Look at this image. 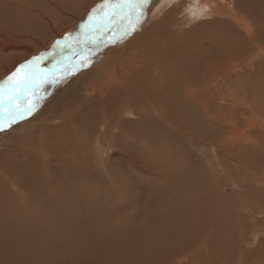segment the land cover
Listing matches in <instances>:
<instances>
[{"label":"rangeland","instance_id":"rangeland-1","mask_svg":"<svg viewBox=\"0 0 264 264\" xmlns=\"http://www.w3.org/2000/svg\"><path fill=\"white\" fill-rule=\"evenodd\" d=\"M88 1L89 0H84L83 4H87ZM106 2L107 0L99 1L91 6L86 14L85 12L81 13L84 17L88 16V19L83 23L80 21V23H77L76 26L70 29L67 28L66 34L62 36L64 38H56V41L64 40V43L61 44L64 46L77 42L76 36L83 33L82 28L85 29L84 25L89 23V17H92L94 13L95 18L101 17V13L104 12L100 10V6ZM153 2V0H150L147 8L153 5ZM161 2L162 0H160L156 6L160 5ZM255 2L257 5L255 10L257 16L255 19L258 22L256 23L259 32V34L258 32L257 34L258 37L262 38L259 44L250 45L251 42L245 33H237L234 37L232 36L233 38L230 40L231 43L234 41L236 43H242V47L245 48L239 53L238 57H229L227 54L218 53V48H226L230 45L221 38L224 35L223 33L225 32L228 35L229 32L227 30L233 29L232 27L229 28V26H225V23H220L221 20H224V17L219 15V11H221V9H226L227 12L235 14L236 9L243 4L245 5L244 0H220L218 4H214L212 9L207 10L205 14H201L199 19L194 15L195 17L192 21L188 18L190 14L184 12V10L181 13L177 11L171 15L170 11L174 5L172 2L167 7L163 8L154 18L150 16L149 9H147L145 18L139 21L141 25L134 28V33L129 38L125 39L127 43L121 46L127 45L145 32H152L158 28L162 29L174 45L189 41L193 34V30L189 36H186L184 32L190 29H194L197 40L203 38L209 39L212 37L215 43L210 41V44H206L203 40L201 41L206 47L204 52H199L196 47L193 46L189 52L184 53L186 60L189 61L194 59L204 66L208 59L209 62L213 60H219L221 62L219 69L216 70L214 74L208 77L205 74L203 79H199V85H203L207 88V95L201 92L198 94L199 99L205 102L207 106L209 105L208 111L210 113L209 115L212 117L210 120H205L197 111L190 109L189 106L186 107L190 109V116L189 119L187 118V120H184L185 123L183 121H181L182 123L180 121L177 123V120H175V123H173L174 121L164 122L162 119L155 116H152V119H148L145 114L146 112L134 117V112H132L131 115L128 114L129 110L125 109V114L127 113V118L126 116L124 117L125 123H123L125 127L123 129L121 127L120 130L118 129L112 132V130L107 127L108 123L106 119L101 116L100 112H96V104H94L93 108L90 106V109H93L92 113L94 119H92V121H94L87 122L89 126L87 124L79 125L77 129H72L62 122L61 117L64 115L63 108L72 105L70 103V97L72 94L76 93L78 88L75 86L72 88L67 87V84L70 81H74V78L76 79L83 73L87 74L93 71L92 68L94 65H98L102 62L103 56H98L97 59H91L89 61L82 60L83 58L79 57L76 60L77 62L73 61L71 63L69 60L71 61L74 58L73 56H75L72 55L60 60L56 64L51 65V63L49 67L41 69L42 72L48 76V83H51V86L57 83L60 77L64 79L61 80L63 84L65 83V86L60 87L61 84L59 83L60 86L58 87V91L51 96V100L53 101L49 100L51 103H53L56 98L62 101L61 104L57 106L58 110L56 111L55 109L51 113L50 108H48L45 111L47 113H41L44 111L43 108H46V105H48V103H46V105H44L45 107L42 108L43 111L38 109L37 111L39 112H35L39 113V120H34V116L38 115L35 113L33 114L34 116H28L29 118H33L30 120L27 116L23 115L22 120H19V123L16 125L18 127H13L14 125H11L13 128L10 132L2 133L0 142L4 143L3 140L6 138L12 140L15 136L17 138H23L25 146L23 141L19 144V138H16L17 140L14 138L15 141L13 144L8 143L10 144L9 148H15L17 152L14 162L16 161L15 163L21 164L28 163L29 157L36 154V149L39 151L40 147L44 146V141L49 144L46 148H49V153L52 155L53 159H51V165L50 163L46 165L45 172L51 175V177L49 176L51 185L48 186L49 188L45 189V193L51 198L59 200L61 204L67 207L66 209L69 213H67V215H60L62 217L65 216L61 222L63 221L65 224L64 228L65 231H67L65 233L66 238H64V236H61L60 240L57 238L58 231L54 228L56 225L53 223L51 225L52 229L50 230L52 235L49 234L46 239V242L51 241L48 242L51 245L47 246V248H44V246H37L39 248L41 247V249L43 248V255L53 258L52 262H59L60 260L65 261V264H264V0H255ZM252 4L253 0H251V5ZM54 6V0H0V30L2 29L0 31V60L4 59L7 56L6 54H8L9 57L15 56L14 58L21 60L25 58L29 52L35 53L23 59L17 64L18 66L11 68V71L8 73L4 74L7 67H5L4 70L1 69L0 72L3 73L2 75L0 74V83L16 72L20 65L33 58H37L36 56L39 54L42 55V59L47 57L48 54L50 55L51 52L45 54L44 51L38 52L37 48H32L34 50L31 49V51L26 53H24V49L17 48L18 44L33 45L34 42H36L31 36L32 30L35 29L36 25L44 23V18L48 13L54 10ZM63 10L69 13L67 9ZM79 10L81 11V7L78 9V13H80ZM55 11L60 12L58 9ZM246 21L248 26L249 18L244 17V24ZM126 25L127 21L121 26H118L115 31L113 29L110 30L124 33ZM45 27L50 28L47 24ZM76 30H81L82 33H79L80 31L75 33ZM217 30L218 32H214ZM244 30L246 31V28ZM72 32L75 33V36L72 35V37H70L69 35ZM6 34L9 36L8 38H5L7 37ZM43 36L44 38L47 36V33L44 35V31ZM15 41L18 43H15ZM56 41H53V46L55 45L56 47H54L52 52L59 49ZM214 44L217 46L215 47ZM1 46L3 47L1 48ZM96 47L99 48L100 45ZM14 50H17L21 55ZM77 54L79 55L80 53ZM55 61L56 60H54V62ZM80 62H82V64L85 63L82 68ZM74 66L76 67L74 68ZM77 68H79V70L76 71ZM189 69L190 67L187 70ZM72 74L74 76H72ZM53 76L55 77V82H51ZM68 76L71 78L68 79ZM217 81L222 83L221 87H219V84L215 83ZM180 85L185 86L183 83H180ZM101 86L104 88L103 83H101ZM67 89L69 90L66 91ZM98 89L97 86V91ZM63 91L66 93L64 92V94ZM61 92L63 94H61ZM178 93L181 94L179 91ZM221 93L224 94L222 99H220ZM64 100L67 103H65ZM21 103L22 102L19 101L17 102L18 105ZM160 109L163 111L164 115L175 113L174 110L170 108L167 109L165 106H161ZM61 111H63L62 114H60ZM48 112L52 114V116L50 115L48 117ZM6 113L7 110L0 112V116H5ZM40 114L42 117H40ZM59 115L61 116L59 117ZM120 117L121 115H115V119H119ZM132 120L134 122H132ZM137 121L140 122V124ZM155 123H157V125H155ZM40 124L46 125L48 129H43V126ZM5 125L8 127L7 124ZM63 125L65 126L63 127ZM59 126L61 127L59 128ZM90 126L92 127L89 131ZM156 126L157 128H155ZM55 127L58 128L56 129ZM141 127L143 131L140 130ZM144 127L148 129V131L144 130ZM37 128L38 130L36 131ZM40 129H42L44 136L40 139L38 138V141L34 136L37 135ZM55 129L57 131H55ZM134 129L137 134H134ZM157 129L160 130L158 131ZM93 130L95 131L93 132ZM33 131L35 132L33 133ZM155 131H157V135L159 134L160 136H154L153 133L155 134ZM12 132L13 134L11 135ZM89 132L92 133L89 134ZM111 132L115 137V139L111 141L112 145L105 139V136L112 134ZM139 132L140 135L138 134ZM142 132L145 134L142 135ZM148 132H153L151 133L152 136ZM198 134L200 135L198 136ZM58 135H60V137ZM93 136L97 137V141L101 140L103 145H95ZM196 136L200 139H197ZM100 138H103L104 141ZM140 138L143 140L141 141ZM47 139L49 140L47 141ZM89 139L91 140L89 141ZM26 143H28V145ZM113 147L117 149L114 151ZM145 149H147L148 152ZM20 153H22V155ZM120 153L124 154L123 158H126V161H121L118 155H116ZM10 157L9 154L2 152L0 149V162L6 163L7 160H10ZM25 157L28 158L26 159ZM137 158L141 162H139ZM185 158L188 159L186 162ZM74 159L77 160L78 163L75 162V164H73L75 161ZM36 161L38 162V166L40 164L43 165L42 159L36 157ZM145 165H147L148 171L141 175L139 169H143ZM38 166L34 168H38ZM66 169L69 170L67 171ZM29 175L31 176L30 173H28V176ZM86 178L96 180L95 184L89 187V189L85 180ZM186 178L188 180L186 181L187 184L185 183L184 186L179 181ZM59 182H62V184ZM84 182L85 184H83ZM169 183H172V187L168 186ZM176 187L177 189L175 190ZM184 188L194 190L191 192L193 196L190 194V197L193 198L195 196L193 198L195 202L190 197H186V199L189 198L188 201L185 200L182 204L178 203L174 206L173 204L179 197L178 194L181 193ZM81 189L87 191L88 195L82 198L81 202L77 201L79 202L78 205H81V207L78 208L79 206L74 204V200H70L69 193L70 191L73 192L74 190ZM253 191H256L255 193L257 195L253 193ZM10 193L19 199V203L25 204L24 194L16 192L15 187L11 186ZM201 193H205L204 196ZM72 194L75 199H79L77 193ZM199 196L200 199L202 197L203 202H200V199L197 198ZM205 200L206 203H204ZM76 206L78 207L75 210ZM196 206L200 207V209L196 208ZM209 207L211 209H209ZM195 208L196 210L198 209L197 213H194L195 210L192 211ZM206 208L209 211L208 213L205 211ZM77 212H79V214H77ZM184 212L187 216L184 215ZM73 214L76 216L74 217ZM195 214H197L196 217H193ZM209 214L214 219L212 218L211 220ZM207 215L209 217H207ZM199 217L201 221H205V226L208 225L207 228L204 226L200 228L201 226L197 224L195 220H198ZM193 224L194 226H192ZM204 231L206 232L204 233ZM54 233H56V240L58 239L57 241L60 246H57L55 242H53L55 240ZM92 245L94 247L89 251L90 247L88 246ZM46 249H57L56 255L50 256L51 253L45 254V251H47Z\"/></svg>","mask_w":264,"mask_h":264},{"label":"bare ground","instance_id":"bare-ground-1","mask_svg":"<svg viewBox=\"0 0 264 264\" xmlns=\"http://www.w3.org/2000/svg\"><path fill=\"white\" fill-rule=\"evenodd\" d=\"M99 1H103V0H89L87 4H83L84 0H54V4H55L54 10L52 12L48 13V15L44 18L45 20L42 19V20H44L43 24L40 23V24L36 25L35 29L32 30L31 36H32L33 40L35 39L36 42H34L33 45H29V44L28 45H20V44H18L17 49H24L25 50L24 53L31 51L32 48H37L38 52L44 51L45 54L51 52L50 55L48 54L47 57H45L44 59H41L39 61L38 68L40 70L45 68V67H49V65L51 63H52L51 65L56 64L60 60L67 58V57H70L72 55H75V56H73L74 58L71 61L69 60V62H71V63L73 61H76L79 57H82L83 58L82 60L89 61L91 59H93V60L97 59L98 56H101V55L103 56L102 62L98 65H94V67L92 68L93 71H91L87 74L81 73L82 75L77 77L76 79L74 78L73 79L74 81H70L68 84L66 83L67 87L72 88L73 86H75L78 89H77V91L75 89L76 93L72 94L70 97V103L72 105L65 106V108H63L64 115L61 117L62 122L65 125H68L72 129L73 128L77 129V127L79 125H86L87 122H89V121L93 122L94 121V120L92 121V119H94L93 113H92L93 109L91 110L90 106L93 108L94 104H96V112H100L101 116L106 119V122L109 125V126L107 125V127H109L112 130V132H115L118 129L120 130L121 127H122V129L125 127V124H123V123H125L124 117L127 114V113L125 114V109L129 110L128 114L132 115V112H134V114H133L134 117L139 116L141 113L146 112L145 114H146V117H148V119H150L152 116L153 117L155 116L159 119H162L164 122L165 121L166 122L174 121L173 123H175V120H177L176 121L177 123L179 121L180 122L183 121L185 123L184 120H187V118L189 119V116H190L189 110L192 109L194 111H197L198 114L201 117H203L205 120L206 119L210 120L212 117L209 115L210 114L208 111L209 105L207 106V104H205V102H202L199 99V94H198L199 92H201V93H204V95H207V88L203 85H199V79H203L205 74L207 77L214 74V72L219 69L221 62L219 60H213V61L209 62L208 61L209 59H208L205 62V66H204L203 64H201L197 60L193 59V60L188 61L185 59L184 53L189 52L193 46H195L199 52H204V49L206 50L205 45H203L201 42L202 40L206 44H210V41L215 43L213 41L212 37L209 39L203 38L201 40H197L195 37V34H194V29H190V30L185 31L184 34L186 36H189V34L193 30V34L191 36V39L187 42L184 41L181 43H177L178 45H174L173 42L169 40L170 38L162 31V29L158 28L152 32H145V33L141 34L137 39H135L132 42L128 43L127 45L121 47L122 44L127 43V40H125V39L129 38L134 33V30L130 31L127 35H125L121 31L114 32L118 26H121L123 24V23H121L122 17L117 16L114 20H111V21H108L107 19L101 20V17L104 15V13H101V17L95 18L93 20L92 25L94 27L92 29V36H86L85 35L86 29L82 28L83 33L81 32V30H79L80 32L77 31L78 30L77 29L75 31V33H78V32L82 33V34H79L76 36L77 42H73V44H71V45L69 44L68 46H64V45H61L62 43H64V40H60L61 44L59 46V49L57 51L52 52L54 50V47H56L55 45L53 46V41L54 40L56 41V38L57 39H63L64 37H62V36H64V34H66L67 28L70 29L73 26H76V24L80 23V21L82 23L84 21H86L88 19V16L84 17V15L81 13L85 12V14H86L87 11L89 10V8H91V6L95 5ZM111 1L115 2V0H111ZM153 1H154L153 5H151L150 7L147 8V6H145V8L143 10L144 16H143V18L140 19V21L145 18L147 9H149L150 16H152V18H154V17H156V15L159 12H161V10L163 8L167 7L171 2L174 3V5L170 11L171 15H173L177 11L179 13H181L184 10V12L190 14V16L188 18L190 21H192L195 17L194 15H196V17L199 19L201 14H203V13L205 14L207 10L212 9L214 7V4H218L220 0H162L161 4L158 6H156V5L160 2V0H153ZM108 2H109V0H107L106 3H108ZM244 2H245V5L243 4L241 7L236 9L235 14H231V13L227 12L226 9H221V11H219V13H220L219 15L224 17V20H221L220 23H222V24L225 23V26H229V28H231V27L233 28V29L227 30L229 32L228 35L225 32L223 33L224 35L221 38H223V40L228 42L230 45L226 48L224 46H223L224 48H218L217 47L218 53H220V54H227L229 57H238L239 53L245 49L242 47V43H236L235 41L231 43L230 40L237 33H243V34L245 33L247 35L249 41L251 42L250 45L251 44H259V42L261 41L262 37L261 38L258 37V34H259L258 29H257V23L258 22L255 19V17L257 16L256 15L257 12L255 11L256 7H257L256 2H255V0H253L252 5H251V0H244ZM62 5H63V7H62ZM79 7H81V11L79 10L80 13H78ZM235 8H237V7H235ZM56 9L60 10V12H56L55 11ZM63 9H67L69 11V13H67ZM232 12H234V11H232ZM66 15H68V16H66ZM69 17H71V18H69ZM244 17L249 18V25L248 26H247V21L245 22V24L243 22ZM46 24L50 28L45 27ZM139 25H141L140 22L137 23L134 26V28H136ZM84 27H85V25H84ZM245 28H246V31L244 30ZM110 29H113L114 31L113 30L111 31ZM43 31H44V35L47 33L46 38H44V36H43ZM214 32H218V30L214 31ZM257 32H258V34H257ZM75 33L72 32L69 36L70 37H72V35L75 36ZM1 36H3V35H1ZM4 36H5V34H4ZM8 37L9 36L7 35V37H5V38H8ZM93 37H94V40H93ZM204 39H205V41H204ZM12 40H11V42H12ZM30 40H32V39H30ZM57 41H56V43H57ZM75 41H76V39H75ZM263 41H264V38H263ZM16 42L17 41H15V43ZM6 43H8V42H6ZM32 43H33V41H32ZM97 45H100V47L97 48L96 47ZM48 46H49V48H48ZM216 46L217 45H215V47ZM2 47L3 46H1V48ZM253 48H254V45H253ZM9 49H11V48H9ZM24 50H22V51H24ZM32 50H34V49H32ZM14 51H17V50H14ZM8 53H9V51H8ZM77 53H80V54L78 55ZM34 54H35L34 52H29V54L25 58L30 57L31 55H34ZM6 55H7L5 57L6 59L4 58V59L0 60V70L1 69L4 70V68L7 67L4 74L11 71L10 70L11 68L18 66L17 64H19L23 59H25V58H22L21 60H18V58H14L15 56L9 57L8 54H6ZM41 56L42 55L39 54L36 57H41ZM7 57H8V59H7ZM0 58H1V56H0ZM2 58H3V56H2ZM54 60H56V61L54 62ZM80 63L82 65L81 66V68H82L85 63L84 64H82V62H80ZM76 66H74V68ZM29 67H32V66H29ZM189 67H190V69H189L190 71L187 70ZM79 68H77L76 71L79 70ZM111 69H114V70H111ZM27 70L28 69H25V71H27ZM2 73L0 72L1 75H2ZM85 73H86V71H85ZM72 76H74V75L72 74ZM69 78H71V77L68 76V79ZM59 79L60 80H58V82L54 83L52 86H51V83H46V84H43L41 87H37L35 89V97H31L29 100V103L36 102V97H43V99L39 100L36 108L30 114H25V116L28 117V116L33 115L38 109L42 110V108L45 107L44 105H46V103H48V105H46V108H43L44 111L42 110L43 112H41V113H43V114L47 113L45 111L48 108H50L51 113L55 109H56V111L58 110L57 106H59L62 101H60L59 98H56V100L53 103H51L49 100H51L52 99L51 96L56 91H58V87L60 86V84H61L60 87L65 86V83L63 84V81L61 80V79H63V77H60ZM101 83H103L104 88H102ZM180 83H183L185 86L180 85ZM215 83L219 84V87H221V85H222V83L219 81H217ZM97 86L99 88L98 91H97ZM68 90L69 89H67L66 91H68ZM82 90H84V91H82ZM178 91L181 94H179ZM64 92L65 91H63V93ZM63 93L61 92V94H63ZM223 96H224V94L221 93L220 99H222ZM51 101H53V100H51ZM64 102H65V100H64ZM65 103H67V102H65ZM114 103H115V106H114ZM65 105H67V104H65ZM161 106H165V108H167V109L170 108V109L174 110L175 113L164 115L163 111H161V109H160ZM186 106L187 107L189 106L190 109L187 108ZM100 108H101V110H100ZM37 112H39V111H37ZM62 112L63 111H61V113L60 112L59 113L62 114ZM35 114H38V115L37 116L33 115L35 117L34 120H39L40 119L39 113H35ZM56 114H58V113H56ZM116 114L121 115V117L119 119H115ZM50 115L52 116V114L49 113L48 117ZM60 116L61 115H59V117ZM40 117H42V115ZM22 118L15 121L14 124L12 123V125H14L13 127H18L16 125L19 123V120H22ZM31 118H29V120ZM126 118H127V116H126ZM45 119H49V118H45ZM50 122H51V120H50ZM132 122H134V121L132 120ZM164 122H163V124H164ZM138 123L140 124V122H138ZM152 123H153V121H152ZM152 123H151V125H152ZM101 124H102V122H101ZM103 124H104V122H103ZM132 124H135V123H132ZM65 125H63V127ZM87 125L89 126V124H87ZM155 125H157V123H155ZM160 125H159V127H160ZM41 126H43V129L44 128L48 129V128H46V125H44V124ZM13 127L9 128V127H6V125H5L4 130L0 131L1 132L0 136L4 132L5 133L10 132ZM60 127L61 126H59V128ZM91 127L92 126H90L89 131L91 130ZM153 127H154V124H153ZM32 128H34V127H32ZM148 128H150V127H148ZM155 128H157V126ZM56 129H55V131H57ZM125 129H124V131H125ZM37 130H38V128L36 129V131ZM49 130H52V129H49ZM80 130H82V129H80ZM87 130H88V128H87ZM140 130H142V127ZM144 130L148 131V129H145V127H144ZM151 130H152V127H151ZM21 131H23V130H21ZM24 131H25V129H24ZM94 131L95 130H93V132ZM132 131H133V129H132ZM161 131H162V129H161ZM13 132L11 133V135L13 134ZM34 132L35 131H33V133ZM135 132L136 131L134 129V134H137V132L136 133ZM140 132L138 133L139 135H140ZM155 132H156L155 134L153 132H151V133H153V135L156 136L157 131H155ZM90 133H92V132H89V134ZM108 133H110V132H108ZM148 133H150V132H148ZM141 134L144 135L145 133L143 134V132H142ZM194 134H195V131H194ZM91 135H93V134H91ZM121 135H122V133H121ZM199 135L200 134H198V136ZM29 136H27V137H29ZM31 136H33V135H31ZM42 136H44V134L42 133V129H40L38 131L37 135L34 137H36L37 140L39 141V139ZM58 136L60 137V135H58ZM132 136H133V134H132ZM151 136H152V134H151ZM157 136H160V135L158 134ZM198 136H196V138L200 139ZM7 137H8V135H7ZM11 137H13V136H11ZM51 137H52V134H51ZM140 137H144V136H140ZM14 138L16 139L17 137L15 136V137H13V139ZM53 138H54V136H53ZM90 138H91V136H90ZM127 138H126V140H127ZM15 139L12 141L11 139L6 138L3 140L4 143L0 142L1 151L6 153V154H9L11 156L10 160H7L6 163H3L2 161L0 162V264H65V261H60L58 259L59 257L57 258L59 260V262H52L53 258H50L48 256L43 255L42 254L43 248L41 249V247L40 248L37 247V246H44V248H47V246L51 245L50 243H48L51 241L46 242V239H47L48 235L51 234L50 230L52 229L51 225L53 223L56 225V227H54V228L58 231L57 232V238H59V240H60L61 236H64V238H66L65 233L67 232V231H65V228H64L65 224L63 223V221L61 222V220L64 219L65 216H63V217L60 216V215H67V213H69L66 209L67 207H65L63 204H61V202L59 200H55V198L53 199L45 193V189L49 188L48 186L51 185L50 178H49V176L51 177V175H48V173L45 172L46 165H48L51 162V159H53L52 155H50V153H49V148L48 149L46 148L47 146H49V144L46 141H44L43 142L44 146L40 145L41 147H40L39 151L36 149L35 155L30 154L31 156L28 159V163L21 164V163H15L16 161L14 162V158L16 157V153H17L16 149L15 148H9L10 144H13ZM91 139H89V141ZM100 139H103V138H100ZM105 139L107 141H109L111 144V141H113L115 139V137L112 133L108 136H105ZM48 140L49 139H47V141ZM93 140H94L95 145L102 144L101 140L97 141V137H95V136H93ZM140 140L142 141L143 139L140 138ZM21 141L24 142V146H25V141L23 140V138L18 139L19 144L22 143ZM51 141H52V139H51ZM103 141H104V139H103ZM153 141H155V140H153ZM18 142H17V144H18ZM8 143H10V144H8ZM127 143H128V140H127ZM26 144L28 145V143H26ZM142 144H144V143H142ZM29 145H30V143H29ZM113 145H114V143H113ZM158 145H159V143H158ZM104 147H105V144H104ZM107 147H108V144H107ZM21 148H23V147H21ZM124 148H127V147H124ZM18 149H17V151L19 152ZM113 149H114V147H113ZM115 149H117V148H115ZM115 149H114V151H115ZM129 150H130V148H129ZM145 150H147V149H145ZM147 152H148V150H147ZM31 153H32V151H31ZM20 154L22 155V153H20ZM116 155H118V157L121 159V161H123V160L126 161V158H123L124 157L123 153L116 154ZM189 155H190V153H189ZM114 156H115V154H114ZM114 156H112V157H114ZM132 156H133V153H132ZM36 157L43 160V165L40 164L38 166V162L36 161ZM65 158H66V156H65ZM68 158H67V160H68ZM69 160H70V158H69ZM187 160L188 159L185 158V162ZM138 161L141 162L139 159H138ZM75 162H77V160H75L73 164H75ZM84 162H86V161H84ZM131 162H134V161H131ZM188 163H189V161H188ZM51 164L52 163H50V165ZM183 165H185V164H183ZM37 166H38V168H34ZM179 166H178V168H179ZM66 170L68 171L69 169H66ZM139 171H140L141 175L145 174L148 171L147 165H145V167L143 169H139ZM187 172H188V170H187ZM28 173H30L31 176L30 175L28 176ZM63 173H66V172H63ZM178 174H180V173H178ZM161 175H163V174H161ZM85 176H87V175H85ZM171 176H172V174H171ZM90 178L85 179L87 186H88V189H89V187H92L96 182L95 179L92 180ZM187 180L188 179L186 178V179H183L179 182L184 185ZM172 183H174V182H172ZM60 184H62V182ZM83 184H85V182ZM171 184L169 183L168 186L172 187ZM235 185H238V184H235ZM11 186L16 188V192L24 194L25 204L19 203V199L15 195L11 194L12 192L10 193ZM176 189H177V187L175 188V190ZM202 190H204V189H202ZM193 191H194L193 189L184 188V190L181 193H179V194L177 193L179 195V197L173 205L175 206L178 203L182 204L183 202H185V200L188 201L189 198L186 199V197H190V194ZM168 192H170V191H168ZM255 192L256 191H253V193H255ZM65 193H64V195H65ZM72 193H77L79 199H75ZM173 194H175V193H173ZM201 194H203V193H201ZM204 194H203V196H204ZM258 194H260V193H258ZM87 195H88L87 191H85L83 189L74 190L73 192L70 191V193H69V197L71 198L70 200H74L75 205H78L79 202H77V201L81 202L82 198H85ZM98 195H99V193H98ZM191 195L193 196V193ZM250 195H251V193H250ZM55 196H56V194H55ZM200 196L197 198L200 199ZM251 197H254V196H251ZM193 198H191V199L194 201ZM67 200H68V198H67ZM192 200H191V204H192ZM256 200H257V198H256ZM200 202H203L202 197L200 199ZM211 202H212V200H211ZM204 203H206V200ZM188 205H190V204H188ZM78 206L75 207V210L77 209ZM80 207H81V205L78 208H80ZM185 207H186V204H185ZM196 208L200 209V207H197V206H196ZM196 208L192 210V211H194V210L196 211V212L194 211V213H197L198 209L196 210ZM172 209H174V208H172ZM181 209H182V206H181ZM209 209H211V208L209 207ZM205 211L207 213L209 212L207 210V208ZM140 213H138V214H140ZM77 214H79V212H77ZM184 215L187 216L186 213ZM184 215H183V218H184ZM196 215L197 214L193 215V217H196ZM202 215H203V212H202ZM73 216L75 217L76 215L73 214ZM209 216H211V215L209 214ZM209 216L207 215V217H209ZM200 217H201V215H200ZM200 217L198 218V220L196 219L195 221L197 222L198 225L201 226L200 228H202L203 226L207 228L208 225L205 226L206 225L204 223L205 221L204 220L201 221ZM207 217H206V219H207ZM212 218L213 217L211 216L210 219L212 220ZM196 222H195V224H196ZM206 223H207V221H206ZM211 223H213V222H211ZM182 225H184V224H182ZM187 226H189V225H187ZM192 226H194V224ZM206 228H204V229H206ZM196 230H197V228H196ZM199 230L203 231L202 229H199ZM205 232L206 231H204V233ZM195 233H196V231H195ZM208 233H209V231H208ZM54 236H55V240L53 239L54 240L53 242H55V244L57 246H60L59 242L57 241L58 239L56 240V233H54ZM62 246H63V244H62ZM88 247H90L89 248V251H90L91 248L94 246L92 245V246H88ZM46 250L47 251H45V254L51 253L50 256L56 255L57 249H54V250L46 249ZM79 255H80V253H79ZM55 258H56V256H55Z\"/></svg>","mask_w":264,"mask_h":264},{"label":"snow or ice","instance_id":"snow-or-ice-1","mask_svg":"<svg viewBox=\"0 0 264 264\" xmlns=\"http://www.w3.org/2000/svg\"><path fill=\"white\" fill-rule=\"evenodd\" d=\"M149 3L150 0H115V2L109 0L108 3L100 6V10L104 12L101 20L111 21L117 16H121V23L127 21L124 28V34L127 35L134 30V25L143 18V9ZM94 18L95 13L89 17V23L85 25L86 36H92ZM60 44L61 42L57 41V46ZM41 59V57L33 58L20 65L16 72L0 83V112L7 110L5 116H0V131L4 130L5 124L11 127L12 123L21 119L23 115L30 114L36 108L39 100L43 99V97H36V102L29 103L30 98L35 97V89L49 82L48 76L38 68ZM25 69L28 70L25 71ZM52 82H55L54 76ZM18 101L22 104L18 105Z\"/></svg>","mask_w":264,"mask_h":264},{"label":"water","instance_id":"water-1","mask_svg":"<svg viewBox=\"0 0 264 264\" xmlns=\"http://www.w3.org/2000/svg\"><path fill=\"white\" fill-rule=\"evenodd\" d=\"M4 81H5V80H4ZM4 81H2V82H4ZM2 82H1V83H2Z\"/></svg>","mask_w":264,"mask_h":264}]
</instances>
